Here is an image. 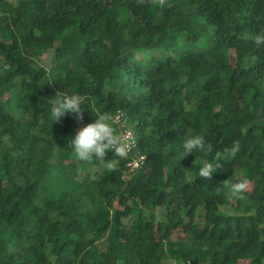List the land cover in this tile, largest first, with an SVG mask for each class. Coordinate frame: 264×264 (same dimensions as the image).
<instances>
[{
    "label": "trees",
    "instance_id": "16d2710c",
    "mask_svg": "<svg viewBox=\"0 0 264 264\" xmlns=\"http://www.w3.org/2000/svg\"><path fill=\"white\" fill-rule=\"evenodd\" d=\"M262 32L264 0H0V264H264ZM58 91L84 98L83 127L123 113L143 166L56 158L76 118L54 124ZM186 132L214 150L185 157Z\"/></svg>",
    "mask_w": 264,
    "mask_h": 264
},
{
    "label": "clouds",
    "instance_id": "9594fccd",
    "mask_svg": "<svg viewBox=\"0 0 264 264\" xmlns=\"http://www.w3.org/2000/svg\"><path fill=\"white\" fill-rule=\"evenodd\" d=\"M144 4L145 0H139ZM152 5L163 6L166 0H148ZM257 47L264 46V32L257 35L254 41ZM7 67V66H6ZM84 98L79 94H65L62 91L56 93L55 99L48 100L51 103V118L54 124L59 122L66 114H73L77 120L82 121L84 117ZM113 115L109 112H103L95 117L94 122L87 124L76 131L75 137L69 139L68 146L73 150L74 156L79 161H93L108 169L117 166L119 159H125L129 155L132 146L131 132H118L113 124ZM184 156L191 155L194 151L211 153L214 146L201 135H191L187 132L183 136ZM241 151L240 142L234 141L230 147H225L223 152H217V160L230 156L235 158ZM112 153L114 159H108V153ZM119 158V159H116ZM222 165L218 162L214 167L210 162H204L199 170V177L211 181L213 174L220 169ZM228 186V181L223 182ZM252 181L247 177L238 179L237 182L230 185L229 199H243L251 185ZM187 261H185L186 263Z\"/></svg>",
    "mask_w": 264,
    "mask_h": 264
},
{
    "label": "rangeland",
    "instance_id": "374dc122",
    "mask_svg": "<svg viewBox=\"0 0 264 264\" xmlns=\"http://www.w3.org/2000/svg\"><path fill=\"white\" fill-rule=\"evenodd\" d=\"M235 28L238 31H242L243 30L242 26H240V25H235ZM64 44L69 45L72 48V50L74 51L73 57L76 59L79 56V51L78 50L81 49V45L82 44L80 42H78L75 38H73L72 36H69L68 38H66L64 40ZM221 54L225 55L228 58V63H229L230 66H234V64H235V53L233 51L222 50ZM0 56H1V54H0ZM51 58H52V52L49 51V52L45 53L41 57V64L44 67L49 68L51 66ZM26 81L30 82L29 78ZM72 120H73L72 121V128H73V132H74L73 137H75L76 131L79 130L80 128H82L83 124L79 120H77L76 118L72 119ZM68 143L69 142H67L65 145H63L61 143L62 146L60 147L58 155H57L56 158L61 159L63 161L67 160V157L70 155L71 150H72L71 148H69ZM89 166L90 165H88L87 167H89ZM89 168H92V166L89 167ZM41 169H42L41 167H37V169L35 170V172L33 174V180L37 181L38 183H41L42 180H43V177L41 175ZM91 175L92 176L96 175L94 168H92ZM245 176H247V175H244V177ZM250 190H251V185H250V188H249V190L247 192H250ZM231 203L232 204L234 203V199H231ZM112 205H113V207L115 209L119 208V205H118L116 200L113 201ZM17 253H18V258L20 260H22V257L19 255V252H17Z\"/></svg>",
    "mask_w": 264,
    "mask_h": 264
},
{
    "label": "built area",
    "instance_id": "2783aa9c",
    "mask_svg": "<svg viewBox=\"0 0 264 264\" xmlns=\"http://www.w3.org/2000/svg\"><path fill=\"white\" fill-rule=\"evenodd\" d=\"M113 123H115L119 129V132L125 131V132H131V142L132 146L129 151L128 158H130L129 161L125 163V168L127 169V172H133L134 170L140 169L145 161V156L140 154V152L137 150V142H136V136L132 129L128 126L125 117L123 113L119 112L115 116H113ZM185 264H191L190 262H186Z\"/></svg>",
    "mask_w": 264,
    "mask_h": 264
}]
</instances>
